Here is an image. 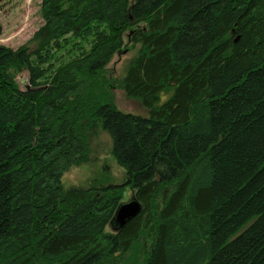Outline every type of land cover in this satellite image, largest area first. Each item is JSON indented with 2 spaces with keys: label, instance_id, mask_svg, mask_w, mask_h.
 Returning a JSON list of instances; mask_svg holds the SVG:
<instances>
[{
  "label": "trees",
  "instance_id": "1",
  "mask_svg": "<svg viewBox=\"0 0 264 264\" xmlns=\"http://www.w3.org/2000/svg\"><path fill=\"white\" fill-rule=\"evenodd\" d=\"M39 6L27 43L0 44V264H264V0ZM99 132L123 184H62ZM127 188L140 212L114 229Z\"/></svg>",
  "mask_w": 264,
  "mask_h": 264
},
{
  "label": "rangeland",
  "instance_id": "2",
  "mask_svg": "<svg viewBox=\"0 0 264 264\" xmlns=\"http://www.w3.org/2000/svg\"><path fill=\"white\" fill-rule=\"evenodd\" d=\"M40 1L41 0H0V44L16 48L29 41L35 30L40 26L42 20L40 17ZM134 54V50L125 49L117 53L112 61L105 68V73L110 79H120L122 77L123 61ZM27 72L22 71L18 76V85L23 88L26 85ZM113 96L115 98L118 108L124 112H130L141 116H147L148 111L145 109L138 100L127 98L120 87H113ZM99 144L103 147L104 152L94 154L93 159L89 162L91 165V175L89 178L82 182L80 187L86 188L103 175L105 171L104 166L108 168L109 178L106 174L103 175L104 179H109L115 185H122L125 176L121 175L115 178L110 172V160H99L101 154L105 157L113 159L109 155V139L105 134L99 132L98 137H91L90 145L92 150ZM102 172V173H101ZM133 192L127 188L124 191L122 203H127L132 200Z\"/></svg>",
  "mask_w": 264,
  "mask_h": 264
},
{
  "label": "clouds",
  "instance_id": "3",
  "mask_svg": "<svg viewBox=\"0 0 264 264\" xmlns=\"http://www.w3.org/2000/svg\"><path fill=\"white\" fill-rule=\"evenodd\" d=\"M105 159L110 160V172L115 178H119L121 175L126 173L127 169L118 160L105 157L101 154L99 160L103 161ZM90 169L91 165L88 163L68 165L67 168L62 171L60 177L61 183L68 187H79L81 183L86 181L91 175Z\"/></svg>",
  "mask_w": 264,
  "mask_h": 264
},
{
  "label": "water",
  "instance_id": "4",
  "mask_svg": "<svg viewBox=\"0 0 264 264\" xmlns=\"http://www.w3.org/2000/svg\"><path fill=\"white\" fill-rule=\"evenodd\" d=\"M139 212L140 205L135 199H132L127 203H121L118 206L113 218V222L117 225L114 229L122 228L128 221L137 216Z\"/></svg>",
  "mask_w": 264,
  "mask_h": 264
}]
</instances>
